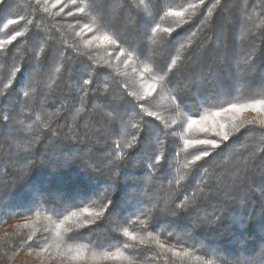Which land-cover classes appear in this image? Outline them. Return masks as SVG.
<instances>
[{
  "label": "trees",
  "instance_id": "obj_1",
  "mask_svg": "<svg viewBox=\"0 0 264 264\" xmlns=\"http://www.w3.org/2000/svg\"><path fill=\"white\" fill-rule=\"evenodd\" d=\"M262 100L264 0H0V264H264Z\"/></svg>",
  "mask_w": 264,
  "mask_h": 264
},
{
  "label": "snow or ice",
  "instance_id": "obj_2",
  "mask_svg": "<svg viewBox=\"0 0 264 264\" xmlns=\"http://www.w3.org/2000/svg\"><path fill=\"white\" fill-rule=\"evenodd\" d=\"M73 2H75V0H73ZM202 2H203V0H201V3H202ZM37 3H39V0H37ZM192 7H195V5H192ZM76 11L82 13V12L84 11V9H83V8H78ZM69 15H72V13H69ZM175 15H182V13H175ZM14 23H17V21H16V20H13V19H9V20L7 21V24L4 25V27H7L8 25H11V24H14ZM85 27H87V25H85ZM19 35H20V33L17 32V33L15 34V36H13L11 39H15L16 36H19ZM77 35H79V33H77ZM8 42L11 43V40H9ZM173 63H175V61H173ZM160 79H163V77H161ZM153 90H154V89H153ZM25 95H28V93L26 92ZM260 105H264V100L260 101V102L258 103V105L253 106V110H256V108L259 107ZM234 107H235V106H232V107H230L229 109H224V111L233 110ZM235 110H239V109H235ZM149 114L151 115V113H149ZM37 119H39V117H37ZM194 123H195L194 120H193V121H190L188 126L191 127ZM261 125L264 126V121H261ZM132 127L135 128L136 125H132ZM222 139H223L224 141H227V140H228V135H227L226 132L222 135ZM196 143H198V144H208V143H210V142L207 141V140H199V141H196ZM211 145H212L213 148L219 146L218 143L215 142V141L211 142ZM117 148H119V145H117ZM208 155H209V153H208L207 151H204V152H202V153L196 155V156L194 157L193 160L189 161V163H194L195 161H199L202 157H206V156H208ZM84 211H85V213H87V214H89V215L91 214V213H88V210H87V209H85ZM100 214H101V213H96L97 216H99ZM77 215H78V214L75 213V212H73V213L71 214V216H77ZM66 222H71V217H67V218H66ZM63 223H64V222H62V223H61L60 225H58L57 227H63ZM25 226H27V225H25ZM66 231H67V230H66ZM123 235H124L125 237H129V236H130V238H131L133 241H135V240L137 239V237H136L135 235H131V234H130V232H129V230H128L127 228H125V229L123 230ZM30 239H31V237H29V240H30ZM125 246H127V245H125ZM161 247H163V245H161ZM69 251H71V249H69Z\"/></svg>",
  "mask_w": 264,
  "mask_h": 264
}]
</instances>
